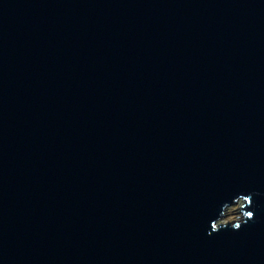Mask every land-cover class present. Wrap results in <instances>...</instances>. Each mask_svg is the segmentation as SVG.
Segmentation results:
<instances>
[{"label":"water","instance_id":"water-1","mask_svg":"<svg viewBox=\"0 0 264 264\" xmlns=\"http://www.w3.org/2000/svg\"><path fill=\"white\" fill-rule=\"evenodd\" d=\"M0 264H264V0H0Z\"/></svg>","mask_w":264,"mask_h":264},{"label":"clouds","instance_id":"clouds-1","mask_svg":"<svg viewBox=\"0 0 264 264\" xmlns=\"http://www.w3.org/2000/svg\"><path fill=\"white\" fill-rule=\"evenodd\" d=\"M252 193H250L251 195ZM248 196L240 195L234 198V202L231 204H225L224 206L227 205H232V204H237L239 205V210L234 212V220L228 221L224 219L225 213L222 211L223 207L221 208L219 216L211 223V228L212 230H219L221 227L228 226L230 225L232 228H237L239 226V223L244 221L245 217H252V212L251 211H243V207L246 203H248Z\"/></svg>","mask_w":264,"mask_h":264},{"label":"rangeland","instance_id":"rangeland-1","mask_svg":"<svg viewBox=\"0 0 264 264\" xmlns=\"http://www.w3.org/2000/svg\"><path fill=\"white\" fill-rule=\"evenodd\" d=\"M239 210V205L237 204H232L231 206L228 207V209L225 212L224 219L231 221L234 220V215L233 213Z\"/></svg>","mask_w":264,"mask_h":264}]
</instances>
